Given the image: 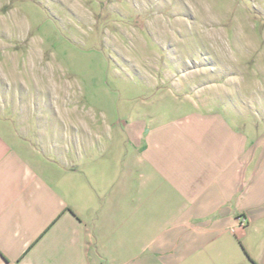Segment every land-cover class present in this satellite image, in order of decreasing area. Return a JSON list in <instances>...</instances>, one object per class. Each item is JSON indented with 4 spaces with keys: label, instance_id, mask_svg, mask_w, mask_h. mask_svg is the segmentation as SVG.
Returning <instances> with one entry per match:
<instances>
[{
    "label": "crops",
    "instance_id": "0c3cea01",
    "mask_svg": "<svg viewBox=\"0 0 264 264\" xmlns=\"http://www.w3.org/2000/svg\"><path fill=\"white\" fill-rule=\"evenodd\" d=\"M10 109L0 264H264V139L222 112L71 138Z\"/></svg>",
    "mask_w": 264,
    "mask_h": 264
},
{
    "label": "rangeland",
    "instance_id": "374dc122",
    "mask_svg": "<svg viewBox=\"0 0 264 264\" xmlns=\"http://www.w3.org/2000/svg\"><path fill=\"white\" fill-rule=\"evenodd\" d=\"M203 104L264 139V0H0V111L94 138Z\"/></svg>",
    "mask_w": 264,
    "mask_h": 264
},
{
    "label": "built area",
    "instance_id": "2783aa9c",
    "mask_svg": "<svg viewBox=\"0 0 264 264\" xmlns=\"http://www.w3.org/2000/svg\"><path fill=\"white\" fill-rule=\"evenodd\" d=\"M241 224L244 225L245 224V221H242Z\"/></svg>",
    "mask_w": 264,
    "mask_h": 264
}]
</instances>
